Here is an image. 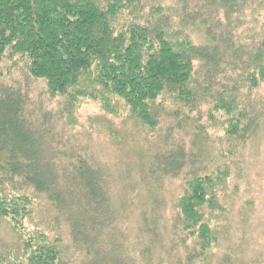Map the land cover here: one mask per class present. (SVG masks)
Here are the masks:
<instances>
[{"label":"trees","instance_id":"16d2710c","mask_svg":"<svg viewBox=\"0 0 264 264\" xmlns=\"http://www.w3.org/2000/svg\"><path fill=\"white\" fill-rule=\"evenodd\" d=\"M263 118L264 0H0V264H212ZM94 130L130 164L120 190L140 189L132 241ZM180 174L176 242L158 191Z\"/></svg>","mask_w":264,"mask_h":264},{"label":"rangeland","instance_id":"374dc122","mask_svg":"<svg viewBox=\"0 0 264 264\" xmlns=\"http://www.w3.org/2000/svg\"><path fill=\"white\" fill-rule=\"evenodd\" d=\"M191 36L196 41L201 39L196 31H192ZM44 103L48 104V101L45 100ZM98 111L100 112V109L92 103L83 106L78 113L83 126H88V116ZM115 120L117 123L122 124L124 118ZM122 127L124 131L130 132L131 124ZM91 145L93 146V152L97 153L101 161L111 169L112 174L114 173V185L117 184V191L115 186L112 189V194L115 197L114 206L116 211L122 207V199H126L123 207L126 209L128 217H124L118 226L121 230H126L132 241L136 234L133 227L138 222L140 224V217H142V212H145V210L141 209L144 201L140 200V196L137 195L140 189L137 188L138 191L134 189L131 193L135 195H129L128 197L126 189L120 190L122 188L120 184L123 183L122 179L131 178L127 171L124 172L125 178L122 177L123 170L127 167L130 169V164H126L124 160L117 158L120 155L118 153L121 148L96 130L92 134ZM206 156L209 170L213 171L218 164L216 161L214 162V157H217V154L212 153V160L209 152ZM231 167L232 176L229 180L225 198L222 200L226 210L223 211L225 214H222L221 219L218 221L220 241L214 251L212 264H227V262L233 264H264V118L261 120L259 130L246 142L239 154L232 158ZM182 176L183 174H180L175 178H167L161 190L158 191L159 197L157 196L159 198L158 203L161 205V220L159 223L162 224L169 237L176 242L178 237L173 230L172 206L181 189ZM135 208H139V210L134 212ZM178 240L180 239L178 238ZM226 258H229L230 261ZM112 263L111 260H106L102 261L101 264ZM72 264L96 263L84 259V256L80 254L79 258L76 261L74 260Z\"/></svg>","mask_w":264,"mask_h":264}]
</instances>
